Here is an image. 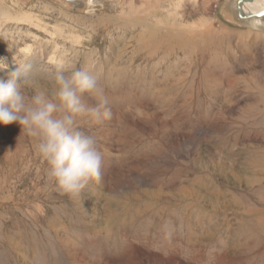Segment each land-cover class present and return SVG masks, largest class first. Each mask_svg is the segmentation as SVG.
Masks as SVG:
<instances>
[{
	"label": "rangeland",
	"instance_id": "obj_1",
	"mask_svg": "<svg viewBox=\"0 0 264 264\" xmlns=\"http://www.w3.org/2000/svg\"><path fill=\"white\" fill-rule=\"evenodd\" d=\"M236 2L0 0V77L83 68L112 111L76 117L103 156L78 194L0 124V264H264V19Z\"/></svg>",
	"mask_w": 264,
	"mask_h": 264
},
{
	"label": "clouds",
	"instance_id": "obj_2",
	"mask_svg": "<svg viewBox=\"0 0 264 264\" xmlns=\"http://www.w3.org/2000/svg\"><path fill=\"white\" fill-rule=\"evenodd\" d=\"M13 64L7 79L0 77V124L16 122L21 131L39 138L38 150L60 190L80 193L90 181H99L103 156L94 137L79 129L76 117L87 113L99 124L112 116L97 78L83 68L57 64L49 80L50 91H45L33 78L32 63ZM7 68L0 59V70ZM93 93L101 98L89 107L83 97Z\"/></svg>",
	"mask_w": 264,
	"mask_h": 264
},
{
	"label": "bare ground",
	"instance_id": "obj_3",
	"mask_svg": "<svg viewBox=\"0 0 264 264\" xmlns=\"http://www.w3.org/2000/svg\"><path fill=\"white\" fill-rule=\"evenodd\" d=\"M67 1L73 2L75 0H67ZM262 10H264V0H247L241 5V12H242V15L244 16V18H248L247 16H249L251 14H255V13L260 12ZM237 15H238V13H237ZM240 18H242V17H240ZM249 18H251V17H249ZM253 18L264 19V16L253 17ZM209 36H211V35L206 36L207 39L209 38ZM218 42L220 43V45L222 44V41L220 39H218Z\"/></svg>",
	"mask_w": 264,
	"mask_h": 264
},
{
	"label": "water",
	"instance_id": "obj_4",
	"mask_svg": "<svg viewBox=\"0 0 264 264\" xmlns=\"http://www.w3.org/2000/svg\"><path fill=\"white\" fill-rule=\"evenodd\" d=\"M247 0H237V13L240 17L244 18V16L242 15V12H241V5ZM264 16V10L260 11V12H257L255 14H251L249 16H247L248 18L249 17H262Z\"/></svg>",
	"mask_w": 264,
	"mask_h": 264
},
{
	"label": "crops",
	"instance_id": "obj_5",
	"mask_svg": "<svg viewBox=\"0 0 264 264\" xmlns=\"http://www.w3.org/2000/svg\"><path fill=\"white\" fill-rule=\"evenodd\" d=\"M256 20H260L259 18L257 19V18H255Z\"/></svg>",
	"mask_w": 264,
	"mask_h": 264
}]
</instances>
